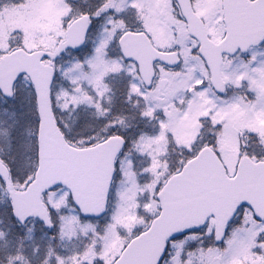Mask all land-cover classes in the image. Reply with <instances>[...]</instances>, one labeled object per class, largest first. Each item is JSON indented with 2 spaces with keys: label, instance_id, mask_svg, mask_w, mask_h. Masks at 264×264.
I'll list each match as a JSON object with an SVG mask.
<instances>
[{
  "label": "snow or ice",
  "instance_id": "6c2138e0",
  "mask_svg": "<svg viewBox=\"0 0 264 264\" xmlns=\"http://www.w3.org/2000/svg\"><path fill=\"white\" fill-rule=\"evenodd\" d=\"M0 264H264V0H0Z\"/></svg>",
  "mask_w": 264,
  "mask_h": 264
}]
</instances>
